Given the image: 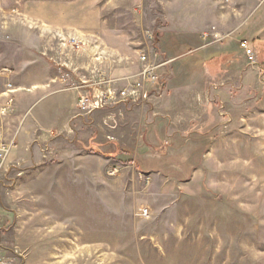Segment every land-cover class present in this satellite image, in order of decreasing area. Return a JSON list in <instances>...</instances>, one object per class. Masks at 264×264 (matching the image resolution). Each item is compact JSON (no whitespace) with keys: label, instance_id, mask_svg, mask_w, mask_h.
Returning a JSON list of instances; mask_svg holds the SVG:
<instances>
[{"label":"rangeland","instance_id":"1","mask_svg":"<svg viewBox=\"0 0 264 264\" xmlns=\"http://www.w3.org/2000/svg\"><path fill=\"white\" fill-rule=\"evenodd\" d=\"M24 1L29 0H0V12L13 9L9 16L0 13V26L8 24V27L0 28V72L7 70L0 77V91L5 84L12 85L16 90L13 94L14 108L21 94H31L40 99L69 91L64 88L67 74L73 78L77 75L88 78L101 75L122 87L138 77V49L152 56L145 50L144 44L139 48L132 45L133 51L127 49L123 55L113 56L112 51L99 43H80L79 51H62L61 60H51L54 55L43 53V46L39 45L34 34L29 37L34 44L25 43L28 37H24L16 9ZM123 1H127L128 9L112 8L111 12L104 14L106 26L126 31L135 38L138 36V18L133 11L138 3L137 0ZM114 47L121 49L119 45ZM62 48L65 49L63 44ZM241 49L244 51L243 47ZM254 53L256 57L262 56L264 50L257 47ZM140 67L142 69V65ZM162 76L167 92L171 77L166 66L162 69ZM233 82L236 91L225 94L224 105L216 101L215 93L210 92L203 103L201 100L193 106L198 111L204 108L201 110L205 117L203 122L174 125L169 119L160 117L149 122V117L157 110L156 106L161 104L163 97L165 100V92L160 99L162 101L159 100L154 107L148 105L145 112L132 105L123 111L118 129L114 131L119 141L106 144L92 136L93 140L84 145L76 140L72 142L75 147L94 155L112 158L102 178L111 187L106 190L100 184L95 195L96 200L110 196L113 219L120 218L131 201L127 193L133 190L116 182L137 180V174L132 170V154L137 142L138 153L143 155L148 150L151 154L164 152L166 142L169 154L174 146L171 152L175 155L165 158H168V165H174L175 169L160 174L168 179L160 175L158 179H152L153 183L150 177L141 179L140 208L147 209L149 214L142 217L140 229L136 228L138 253L132 251L134 239L124 240L126 231L120 227L123 221L117 220L111 221L110 233L114 235L112 249L118 251L76 252L69 247L68 238L65 247L60 246L63 241L55 237L47 247L44 241L40 243L44 225L48 223L55 228L57 222L38 220L37 200L40 195H45L44 183L39 184V169L44 162H55V159L51 156L40 163L38 150L33 151L32 148L28 153L24 147L18 146L5 165L7 171L0 172L1 240L9 253L15 251L12 256L14 264H264V67L246 82L239 75L233 78ZM33 85L46 87H34L32 90L35 91L31 92L28 89ZM230 96L233 99L229 100ZM45 104L48 103L35 105L28 118H43L48 113L44 109ZM121 107L103 111H117L123 109ZM104 114L99 111L91 116L95 115L94 122L97 123ZM83 132L87 133L86 129ZM68 143L61 145L69 149L71 146ZM103 146L107 147L103 149ZM18 162L19 168H13L12 165ZM119 163L131 165L132 172L126 171L124 177L119 176ZM111 168L118 170L116 175H108ZM152 168L157 169L155 165ZM149 174L152 173L145 175ZM148 181L151 185L147 184ZM135 191L138 192V188ZM136 196L134 203L138 204V194ZM97 210L102 211L101 206L96 204ZM129 227L130 224H127V230ZM57 241L59 246H56ZM124 246L131 249L119 251Z\"/></svg>","mask_w":264,"mask_h":264},{"label":"crops","instance_id":"2","mask_svg":"<svg viewBox=\"0 0 264 264\" xmlns=\"http://www.w3.org/2000/svg\"><path fill=\"white\" fill-rule=\"evenodd\" d=\"M137 3L133 11L138 18V36L135 38L126 31L120 32L106 26L104 14L111 12L112 8L128 9L127 1L123 0H29L16 9L20 15L19 24L24 37H28L25 43L34 44L29 38L34 34L39 45L43 46V53L51 54L50 56L53 54L54 60H61L62 51L76 52L79 48L74 45L79 46L80 43H99L112 51L113 56H121L127 49L133 51L132 45H138L139 48L144 44L148 53L153 55L156 52L162 59L171 60L166 66L171 77L166 98L164 100L163 97V101L159 99L162 102L156 106L157 110L149 117V122L160 117L169 119L174 125L184 122L200 123L205 119L202 114L204 108L198 111L193 106L201 100L203 103L206 94L215 93L216 101H221L224 105L225 94L236 91L234 77L242 76L246 82L253 73L262 71L264 55L256 57L254 53L248 58L241 47L247 46L252 51L257 47L264 50V0H137ZM12 12L13 9H9L2 14L9 16ZM1 26L2 29L8 27V24ZM53 45L54 47H50ZM115 45H119L121 49H117ZM140 51L138 49V55L143 52ZM120 56L119 58H123ZM140 66L138 62V74L141 71ZM34 87L42 89L46 85H33L28 90L35 91L32 90ZM77 99L78 93L73 90L61 91L40 99L31 94H21L17 97L18 104L9 121V129L15 134L17 148L21 145L28 153L32 148L33 151L38 150L40 163L51 156L55 159V162H44L39 169V184L44 183L45 195H40L37 200L38 220L57 222L55 228L48 223L44 225L45 231L40 233V243L44 241L47 247L52 237H55L60 238L63 242L59 245L65 247L68 238L71 243L69 247L76 252L118 251L112 249L114 235L110 233L111 221L117 220L123 221L120 227H124L126 231L124 240L134 239L135 247L132 251L138 253L136 228L138 226L140 229L142 219L141 179H158L162 172H173L175 166H169L168 158L165 157L175 155L171 152L174 146L170 148L169 154L166 151L169 149L166 142L164 152L151 154L148 150L143 155L138 153L137 142L132 154V170L137 174V180L116 182L133 190L127 193L131 201L128 210L120 218L113 219L110 196H102L96 200L95 195L96 187L100 184L106 190L111 187L102 178L105 167L112 158L94 155L75 147L72 142L76 140L84 145L93 140L92 136L106 144L119 141L114 133L118 129L123 111L131 107L126 105L127 107L122 106L123 109L117 111H101L105 114L96 123L95 115L88 117L79 114ZM231 99L233 98L230 96L229 100ZM39 102L48 103L44 108L48 113L43 118H28L30 110ZM138 108L145 112L148 107ZM84 129L87 133L83 132ZM64 142H70L68 144L71 147L63 148L61 144ZM107 146H103V149ZM153 165L157 169H150ZM120 166L119 176L124 177L126 171L132 172L131 165ZM146 173L153 175H145ZM160 176L168 179L164 175ZM151 183L147 182L150 185ZM137 188L138 192L135 191ZM137 194L138 204L134 203ZM96 204L101 206L102 211H96ZM127 224H130L128 230ZM57 243L59 242H56V246H59ZM130 249L129 246H124L119 251L127 252Z\"/></svg>","mask_w":264,"mask_h":264},{"label":"built area","instance_id":"3","mask_svg":"<svg viewBox=\"0 0 264 264\" xmlns=\"http://www.w3.org/2000/svg\"><path fill=\"white\" fill-rule=\"evenodd\" d=\"M74 42V40H71ZM79 48L78 45H74ZM245 55L251 58L254 51L247 46H243ZM53 60V58H51ZM139 61L142 69L134 81H127L122 87L116 82L96 76L97 78H88L86 75L70 77L67 74L66 90H73L78 93L77 109L82 116H91L95 112L118 108L119 106H148L154 107L155 103L163 97L166 92L165 83L162 76V69L165 68L171 60H163L157 53L152 56L147 53L139 54ZM7 70L0 72V77L6 74ZM7 77V76H6ZM68 81V82H67ZM16 90L10 83L3 86L0 91V172L5 168L7 160L11 153L17 148L15 134L9 129V120L14 111L13 94ZM20 163L12 165L13 168H19ZM118 170L111 168L109 176L116 175ZM148 210L143 209L140 212L142 217L148 216ZM1 222V221H0ZM14 252L9 253L1 240L0 227V264H14ZM11 254V255H10Z\"/></svg>","mask_w":264,"mask_h":264},{"label":"trees","instance_id":"4","mask_svg":"<svg viewBox=\"0 0 264 264\" xmlns=\"http://www.w3.org/2000/svg\"><path fill=\"white\" fill-rule=\"evenodd\" d=\"M91 151V150H90Z\"/></svg>","mask_w":264,"mask_h":264}]
</instances>
